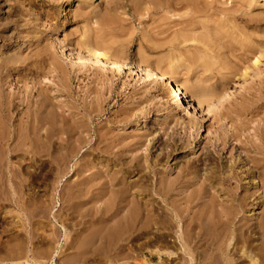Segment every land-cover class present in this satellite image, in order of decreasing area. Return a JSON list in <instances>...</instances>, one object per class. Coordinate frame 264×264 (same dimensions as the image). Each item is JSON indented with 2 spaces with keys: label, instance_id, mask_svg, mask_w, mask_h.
Masks as SVG:
<instances>
[{
  "label": "rangeland",
  "instance_id": "374dc122",
  "mask_svg": "<svg viewBox=\"0 0 264 264\" xmlns=\"http://www.w3.org/2000/svg\"><path fill=\"white\" fill-rule=\"evenodd\" d=\"M88 1L89 0H0V59L3 58L0 60V84L2 86V93L8 96V94H14V92L16 94L17 92L16 95H19V97L23 99L25 98L23 94H27L29 96V101L34 97L30 103L29 101L27 103V98L24 99L23 103H19L14 110L15 116H13L15 120L22 119L25 114L28 113V106H30L32 111L34 110L32 104H35V101L33 102V100L37 99L40 94L53 97L55 101L60 100L54 102L55 105L60 104L59 106L56 105V108H58L57 111H61L56 114V109H54V116H52V118L54 119L53 121H55L56 127L62 125L61 120L66 121L67 119L68 123L70 121L72 122L69 123L70 126L73 125L71 127H76L75 129H80L79 125L82 122L84 124L86 123L85 125H88L87 128L89 129H87V132H84L86 135L83 136V139H85L86 144L83 145L81 154L74 158L68 165L63 166L62 163H58L61 165L57 166L55 164L56 162H46L45 164L44 159L35 160L37 163L34 160L30 161L29 158L21 160L23 162L16 159L9 161V164L12 163L17 169L20 168L19 171L17 170V174L19 175L17 176L20 180L18 177L13 180H15L14 183L19 181V183L15 184L23 188L22 191L19 190V193L18 191L9 193H7L8 191H4L5 193L3 194V191H0V255L15 250L16 253L20 252L22 256L14 260L4 259L5 263L8 262V264L25 263L28 260L50 264L55 255L56 257L53 260L54 264H61V261L62 264H64L71 259L72 256L70 257V255L74 254L73 258L77 260L79 256L81 257V252H83V248L86 246H82V240L81 237H78V234L81 233L84 227V220L89 219L91 214L95 213L94 211L97 204L95 205L91 202L92 204L89 203L86 205L88 207H86L82 205L84 199H74L72 197L74 191L70 192L69 189L72 188L71 186H74L75 183L70 184V180L71 182H77V180L79 181L82 179V177L74 175V171L81 163L80 158L82 153L86 151V149L91 151V148L94 146L99 136L109 139L112 137L123 145L133 143L142 137V144L147 146V148L143 146L142 149H148L150 154L149 159L153 160L161 153L160 150L164 148L165 145L163 144L165 142H172L173 140L187 142L189 140L192 145L187 149L186 153H184L183 156L171 158L169 160L170 163L168 161V169H172L173 167V170L177 168V166L179 168L185 165L187 160L194 159L193 156L195 155V159L204 160L203 148L209 147L212 142L216 143L219 137H224L228 145L225 151L219 152V159L224 164L228 163L227 165H230L229 163L231 161L236 162V160H239L236 162L234 169L241 175L244 174L242 172H245L246 169L248 170L250 167V165L248 167L246 164L245 154H247V152L244 150V141L248 139V141L254 140L259 143L257 127L264 122V2H261V0H97L92 5L89 4ZM67 3H69V5H67ZM230 20L235 22L232 23ZM234 23H236V25ZM60 27H63V29L58 31ZM185 36H193L198 42L196 44H180L179 42ZM59 42L65 46L67 52L73 50L75 51L74 53L81 50L84 52L88 48H97V50L99 49V51L102 52L109 51L110 56L117 55L118 59L126 61L127 63H142L151 67H156L161 59H167L175 55V57H179L183 60L181 66L177 67L175 70L177 76H173L174 79L178 81L181 89L182 87L186 88L189 84L199 82L205 78V76L212 75L213 80L207 85H226V89L231 94V97L223 104H219L215 101L213 103V113L211 116L206 115V111L204 114H202L201 111H199V113L194 112L193 108H190L189 105L187 106V102L183 101L182 104L179 102L177 103L179 112L177 111V116L172 117L169 115L170 109L167 101L170 100L173 104L177 99H171L172 92H166L165 97L161 91L155 89L156 87L163 89L164 84L158 83V86H155L157 82H153L151 86L148 87L143 84V75L133 70L120 71V75L117 74V71H115V74H105V72L103 74V72H94L89 69L78 70L75 67H71V62L62 55L60 46L58 45ZM25 43L28 45L27 49H23L18 53L19 46ZM251 43H253V45ZM248 44H250L252 48L250 51L245 48ZM172 45H178L180 50H170ZM261 54L263 56L262 58H260ZM16 55H22L25 63H23L24 65H15L13 63V59ZM257 57H259V63L255 66L254 62ZM206 59L215 63L212 71L205 72V69H203L202 63ZM49 65L51 67H49ZM161 65L164 66V64ZM55 68L57 70L59 69V71L66 72V78L62 79L61 75L54 71ZM219 70L224 74V78L217 80L216 75H218ZM15 71L17 74H20V78H16L14 81L10 80L9 76ZM245 71H248L250 74L247 80L243 77ZM256 71H259V75L256 74ZM102 78H104L103 81ZM30 89L31 91H29ZM43 91H45V93H43ZM101 91L104 94L106 91L109 93L104 95ZM182 91L185 95L184 98L191 101L192 98L190 94L184 89H182ZM93 99H99L100 103H96L97 101L94 102L95 100ZM89 103H91V105H97H93L92 107ZM193 103L195 104L196 102ZM87 105L88 107H86ZM63 106H66L65 110ZM16 110L18 111V115ZM59 114L60 117L58 116ZM61 114L64 116L67 114V118H64ZM143 115H148L145 117L144 121H142ZM57 116L59 118H57ZM77 116L80 117H78V120L76 118ZM17 117H19V119ZM180 117L185 118L184 120L186 122L189 119L193 120V122H196L197 125L201 127L200 130L197 132L196 128H193L194 130L187 128L189 131L186 129L185 132L180 121L178 123ZM75 119L76 121H74ZM67 122H65L66 125ZM140 123L141 129L137 127ZM70 126L68 125L67 127L70 128ZM73 128H71V134L69 132L68 134L71 136L73 134L74 138L77 137L75 135L79 137V135H81L80 131L82 130L80 129V131L78 130L77 132V130ZM102 129L104 131H102ZM100 133L102 135H100ZM234 134L239 137L237 141L232 138ZM60 136L61 135H57L54 141H58V137ZM62 137L65 138L66 135H62ZM128 138L131 141L128 140ZM152 146H154V148ZM155 146H157V148ZM192 147L195 148L193 149ZM219 148L221 149L222 147ZM219 148L218 150L220 151ZM248 155L253 156L255 154L248 153ZM91 158L96 160L93 161V166H97V158L93 156H91ZM105 158H103V161L108 162V157ZM3 160L5 159L3 158ZM3 160H0V165L3 164V166H6L8 161ZM24 161H27V163H24ZM37 164L40 165L41 168H39L40 166ZM15 166H13V168ZM35 166L38 167L36 168ZM64 167L67 168V170ZM49 168L52 170H48ZM60 168L65 170L62 171L63 169L61 170ZM241 169H243V171ZM38 172L41 173V175H38ZM62 172H64V174ZM256 175L257 174H254V177L258 176ZM43 177L44 179L42 180ZM53 177L57 179H53ZM75 177L78 178L74 179ZM3 179L4 180L0 178V184L7 183V180L5 178ZM247 180L249 182L251 179H246L245 182H247ZM27 185H29V188ZM66 186H69V189ZM256 188L250 190V193H254L256 198L252 197L249 204H251L253 199L257 201L260 197L264 196L262 195L261 185L260 187L258 185ZM62 189L64 191H62ZM68 190V194L70 195L71 193L70 196L67 194ZM60 194L63 196H60ZM64 194L67 195V198ZM62 198L66 200V202ZM72 199L74 200L72 201ZM57 206L60 209H58ZM73 206L75 207L73 208ZM65 207H69L70 209H68L73 211L71 212ZM82 207L84 211L86 210V214H88L90 210V216L86 219L81 218V213H85ZM42 208L45 211H43ZM77 209L80 211L79 214L81 215L77 213ZM74 211L77 212L75 213ZM66 212L68 214H66ZM72 213L75 214L76 217L75 215L72 216ZM260 213L261 215L264 214V208L252 212L247 210L245 216L251 217L256 221ZM47 214H49V216ZM65 215L68 218L65 217ZM77 215L79 217H77ZM94 216L97 217L96 215ZM94 216L92 215L91 218L94 219ZM61 217L63 220L60 219ZM61 220L63 223H60ZM64 223L66 226H64ZM75 223H79L81 226L79 224L75 226ZM40 224L43 226H40ZM34 226L36 228H34ZM54 226L58 229H55ZM57 233L59 237L58 235L56 236ZM32 234L36 238L33 237ZM68 236L70 237L66 239ZM40 237L42 238L40 239ZM21 238L22 240H20ZM31 238L32 240L35 239V242L30 240ZM54 240L56 241L54 242ZM26 241H28L27 244H29H25L26 246L24 244L22 245V243H26ZM46 241L48 242L46 246L53 248L52 251L49 247L47 248L44 246L47 243ZM12 242L15 244L13 245ZM67 242L68 245L66 244ZM8 244L14 247L11 246L12 249L10 250L11 247H8ZM63 244L68 247L67 253L63 252L66 250ZM134 244L135 247H133ZM134 244L130 241L120 242L118 246L124 245L123 247L126 250L125 253L129 251L133 255L137 253L138 257H136L140 260L142 254L146 251L145 242L144 240H142V242L138 240L135 241ZM30 245H32V247ZM51 245H53V247H51ZM43 246L46 250L42 248ZM90 247H92V245H90L88 249L85 248V250H89ZM61 248H63V251ZM129 248L132 250H129ZM134 248L136 250L138 249V252ZM38 249L40 251H38ZM41 249L46 253H48L47 250L49 249L50 255L48 254L49 256H47V258L40 255L43 253ZM77 249L79 251H77ZM33 251L37 253L41 252L38 254L42 258L38 257L39 255L37 253L34 254ZM56 252H58V254H56ZM78 252L80 253L78 254ZM83 255L84 254H82V257H84ZM88 256H86V259L89 258L87 260L89 262L91 256ZM48 257L50 258L48 259ZM64 257H66V259ZM61 258L63 259L61 260ZM113 258L117 257L113 256L112 259ZM126 258L129 259V261ZM94 259L100 262V264H116V262L117 264H137L139 262V260L124 256L117 258V260L113 259L114 261L106 257L104 258V256H98ZM94 259L91 258V261H94ZM59 260L61 261L58 262ZM91 261L90 263L93 264V261ZM141 262L142 258L139 264ZM157 262L158 259H156L154 263Z\"/></svg>",
  "mask_w": 264,
  "mask_h": 264
},
{
  "label": "bare ground",
  "instance_id": "6f19581e",
  "mask_svg": "<svg viewBox=\"0 0 264 264\" xmlns=\"http://www.w3.org/2000/svg\"><path fill=\"white\" fill-rule=\"evenodd\" d=\"M95 1L97 0H89L88 3L93 5ZM261 2H264V0H261ZM67 5H69V3H67ZM230 21L232 23L235 22L233 20H230ZM234 24L236 25V23ZM62 29L63 27H60L58 31ZM197 42L198 40L195 37L185 36L184 38L181 39L179 43L185 45L186 43L196 44ZM251 44L253 45V43ZM58 45L60 46L62 55L68 61L71 62L70 63L71 67H75L78 70H82V69L88 70L89 69V70H93L94 72H103V74L104 72L105 74L106 73L115 74V71H117L118 72L117 74L119 75H120V71L133 70L136 73L143 75V84L147 85L148 87L151 86L153 82H157L155 83V86L156 85L158 86V83L164 84L163 89L161 88L159 89L157 87L155 89L161 91L165 97H166V92L167 93L172 92L171 99L173 100L177 99L176 101H174L173 104L170 102V100L167 101L169 103L168 106L170 109L169 115L172 117L177 116L176 113L177 111L179 112V107L177 105V103L179 102H181V104L183 103V101L187 102V106L189 105L190 108H193L194 112L199 113V111H201V113L204 114L206 111V115L211 116L213 113V108H212L213 103L215 101H217V103L219 104H223L227 101V99H229V97H231V94L226 89V85H222V86L207 85L211 80H213L212 75H210V76H205V78L202 77L203 79L200 80L199 82L189 84L188 86H186V88L182 87V89L186 90V92L190 94L192 99L191 101H188V99L184 98L185 95L182 89L180 88L178 81H176L173 77V76H177V73L175 72V70L177 67L181 66L183 60L180 59L179 57H175L174 53H173L174 57H170L167 59H161L159 63H157L156 67L155 66L151 67L149 65H144L142 63H127L126 61L118 59L117 55L110 56L109 51L102 52V51H99V49L97 50V48L90 49L87 47L88 49H86L85 47L86 51L83 52V50H81V51L74 53L75 52L74 50L67 52V50H65V46L62 45L60 42L58 43ZM27 46H28L27 43L19 46L18 53H20L23 49H27ZM245 48H247L248 51L252 49L250 47V44L246 45ZM170 50L179 51L180 48L178 45H172ZM262 57L263 56L261 54L260 58ZM13 63L15 65L23 64L24 61H23L22 55H16L15 58L13 59ZM258 63H259V57L256 58L254 65L257 66ZM161 64H164V66ZM214 64H215L214 62L210 61L209 59H206L202 63L204 67L203 69H205V72L212 71ZM49 67L51 66L49 65ZM54 71L60 74L62 79H65L67 76L66 72L61 71V70L59 71V69L57 70L55 68ZM256 72H257L256 74L259 75V71H256ZM52 73H53V70H52ZM248 76H250V74L248 73V71H245L243 74L244 79L247 80ZM216 77H217V80L224 78V74L221 73V70L218 71V75H216ZM16 78L17 79L20 78V74H17L16 71L13 72L9 76V79L13 81ZM103 79L104 78H102V81ZM9 88H10V85H9ZM11 91H12V87H11ZM29 91H31V89ZM107 91L105 92V94L110 92V90L109 92ZM43 93H45V91H43ZM16 94L14 92V94H8V96H5L2 93V86L0 84V160H3L4 158L6 161H8V164L6 166L5 165L3 166V164L0 165V176H1L0 178L2 180H4L3 178L7 180L6 184H0V191H3V194L6 191H8L7 193L16 192V191H18L19 193V190L22 191V188H23V187H18V184L17 185L15 184V183H19V181L14 183L15 180H13L19 176L17 172L20 170V168L17 169V167L11 163L13 166L16 167V168L14 167L15 168L14 169L13 166L9 164V161H12V159L21 161V160H24L25 158H29L30 161L44 159L45 164L46 162H56L55 164L57 166L61 165L58 163H62L63 166L68 165L74 158L78 157L81 154L82 147L83 145L86 144L85 139H83V136L86 135L84 132L85 131L87 132V129H88L87 128L88 125L86 126L85 125L86 123L84 124L83 122L79 125V128L82 131H80V129H75L76 127L75 128L71 127L73 125L70 126L69 123L71 121L68 120L70 121L68 123L67 119L66 121L61 120L62 125H58L56 127L54 123L55 121H53L54 119L52 118V116H54V109H56V114L57 112L60 113L61 111L59 110L57 111L58 108H56L57 107L56 105L58 104L55 105L54 102L60 101V100L55 101V98L53 97H50L47 95H40V94L37 97V99L33 100V102L35 101V104H32V106H34V110L32 111L30 106H28V113H26L22 119H19V117H17L19 120H15L14 110L16 109V107L19 105L20 102L23 103L24 99L26 98H27L26 99L27 103L29 101V96L27 94L22 93L23 96L25 97L24 99L20 98L19 95H16ZM32 98L34 99V97ZM192 101L196 102L197 104L196 103L194 104ZM94 102L100 103V100L97 99ZM89 104L91 105V103ZM93 105H97V104H93ZM93 105L91 106L93 107ZM66 106L65 107L63 106L64 108L63 107L62 108L65 110ZM86 107H88V105ZM16 112L18 115L17 110ZM67 114L65 116L63 114L61 115H63L64 118H67L66 117ZM58 116L60 117V114ZM58 116L57 118H59ZM79 116L76 117L77 120ZM147 116L143 115L142 121H144L145 117ZM184 119L185 118L180 117L178 120V123L180 121V124L183 126L182 128H184L185 132L187 128L189 129L196 128L197 132L200 130L201 127H199L196 122H193V120H190V119L186 122ZM74 121H76V119ZM65 122H67V125ZM68 125L70 126V128L67 127ZM137 127L141 129V123ZM71 128L77 130V132L78 130L81 132V135H79V137L78 135H75L78 137V138L75 137L77 139L73 137V134L72 136L68 134V132L70 133V131H72ZM257 128H258L257 136H258L259 143H257L254 140L248 141V139L244 141V144H245L244 150L247 152V154L244 153L246 155V164L248 165V167L250 165V167L249 168L247 167L248 170L245 168L246 171L244 170L245 172H242L244 173L243 175L238 174L237 173L238 171L236 172L234 169V167L236 166V162H238L239 160L238 161L236 160V162L231 161L229 163L230 165H227L228 163L224 164L219 159V152L225 151L228 145V142L224 139V137L222 138L219 137L216 143L212 142V144L209 147L203 148V152H204L203 154L205 156L204 160L195 159L196 157L195 155L193 156L194 159H191L189 161L187 160L185 165L181 164L182 166H180L179 168L177 166V168L173 170V167L172 169H168V166H167L168 161L171 158L183 156L184 153H186L187 149L190 148L192 145L189 140L187 142L182 141V140H179V141L173 140L172 142L164 141L165 142L163 144L165 145L164 148H161L160 150L161 153L153 160V159H149L150 154L148 152V149H146L147 146L146 145L144 146L142 144V140H143L142 137L139 139L136 138L137 140L134 141L133 143H128V144L123 145L121 142H119L118 140H114L112 137H110L111 139H109L106 137L101 138L99 136L94 146L92 148L90 147L91 151H89V149L88 150L86 149V151L82 153L81 158H80L81 163L79 167L78 168L76 167L77 169L74 171V175H77L78 177H82V179H80L79 181L77 180V182H71L70 180V184L75 183L74 186H71L72 188L70 189L68 188L69 186L68 187L66 186L70 190V192L74 191V193H72V197L74 199H77V198H78L77 200L84 199L82 201V205L86 206L89 203L90 204L93 203L95 205L97 204L95 211L93 210L95 213L93 212L94 214H91V217L92 215L93 216L96 215L97 217L94 216L95 217L94 219L89 217V219L84 220L85 221L83 222L84 227L81 230V233L78 234V237H81L82 246L84 247L86 246L85 248L87 249L90 245H92V247H90L89 250L86 249L87 251L85 250V248H83L84 250L83 252H81V257H82V254H84L83 255L84 257H82L83 259L79 256L80 260L79 258L77 260L73 258V255H74L73 254V255H70V257L72 256L71 259H69L68 262H65L67 260H65L66 257H64L65 258L64 264H87V263H90L91 258L94 259L95 257H98V256H104V258L106 257L108 259H112L113 256H116L117 258L124 256V257H130V259L132 258L134 260H139L137 259L138 257L137 253H134L135 255L131 254L130 251L128 253L127 252L125 253L126 250L123 247L124 245L118 246V243L120 242L130 241L132 242V244H134L135 241H138V240H141V242L142 240H144L145 247H146L145 248L146 251L144 249L145 252L142 254V257L140 256L142 258V262L140 264H264V214L261 215L260 213L259 218L256 221H254V219H252L251 217L245 216V213L247 210L252 212L254 210L264 208V196L260 197L257 201L256 199H253L251 204H249L252 197H255L254 193H250V190H252L254 187L256 188L258 185L260 187L261 185L262 187L261 189L263 192L262 195H264V122H262L261 125H259ZM102 131L104 130L102 129ZM101 133L100 135H102ZM57 135H61V136L58 137V141H54V138L57 137ZM62 135L64 136L66 135V137L64 138L62 137ZM232 138L237 141L239 137L236 134H234V136L232 135ZM128 140L130 139L128 138ZM143 146L146 147L145 148L146 150L142 149ZM152 147L154 148V146ZM155 147L157 148V146ZM219 147H222V148L220 149ZM192 148L194 149L195 147H192ZM218 148L220 149V151L218 150ZM158 149H159V146H158ZM248 153H254L256 156L255 155L249 156ZM91 156H93L94 158H97V166H93V161H96V160L92 159ZM105 157H108V162L103 161L104 160L103 158ZM27 161H24V163L25 162L27 163ZM39 168H41V166ZM60 169L62 170L63 168H60ZM65 169L67 170V168ZM65 169H63L62 171H64ZM48 170L51 171L52 169L49 168ZM241 170L243 171V169ZM39 172H38V175L39 174L41 175V173ZM21 173H22V170H21ZM62 173L64 174V172ZM254 174H257L258 176L256 175L257 177H254ZM55 178L53 177V179ZM77 178L75 177L74 179H77ZM43 179L44 177L42 178V180ZM246 179H251V180H249V182L248 180L247 182H245ZM28 184H31V183H28ZM28 186L29 185H27V187ZM63 189L62 191H64ZM69 190L67 191V194ZM65 194L64 196H66L67 198V195ZM61 195L62 194H60V196ZM74 199H72V201ZM64 201L66 202V200ZM37 205H40V204H37ZM85 206L83 207L84 208L88 207V206L86 207ZM74 207L75 206H73V208ZM83 207L82 209L84 211ZM65 208L68 209L69 207H65ZM69 211L72 212L73 210H69ZM79 212L80 211H78L77 213L79 214ZM84 212L85 213L83 212L81 213L82 219H86L88 216H90L89 215L90 210L88 211V214H86V210ZM66 214L68 213L66 212ZM47 215L49 216V214ZM74 215L75 214L72 213V216ZM65 217L67 216L65 215ZM77 217L79 216L77 215ZM60 219L63 220L62 217ZM62 220L60 221V223L62 222ZM76 224L77 223H75V226ZM37 226H38V221H37ZM40 226H43V225L40 224ZM64 226H66L65 223H64ZM54 227L55 229H58L56 226ZM34 228L36 227L34 226ZM57 235L58 233L56 234V236ZM70 236H68L66 239H68ZM29 237H30V233H29ZM41 238L42 237H40V239ZM20 240H22V238ZM30 240H32V238ZM34 240L35 239H33L32 241ZM55 241L56 240H54V242ZM14 242H12L13 245L17 242V240L15 243ZM27 242L28 241H26V243H22V245L27 244ZM6 243L5 245L7 247ZM47 244L48 242L44 246H46ZM66 244L68 245V242ZM13 245L11 246L14 247ZM11 246L8 244V247H11ZM30 246L32 247V245ZM44 246L42 248H44ZM125 246H128V245H125ZM12 247L10 248V250L12 249ZM51 247H53V245H51ZM63 247H65L66 250L63 251V248H61V250L63 252H66L68 247H66V245H64ZM133 247H135V244ZM5 249L8 250L7 248ZM52 249L53 248H50L51 251ZM74 249H71V250H74ZM138 249L137 250L135 249V250L138 252ZM44 250L46 249L44 248ZM129 250H132V249L129 248ZM38 251L40 250L38 249ZM47 251L48 253H46L43 250L41 251L43 253L41 252H38V253L39 254L41 253L40 255H43L47 258V256L50 255L49 249ZM77 251L79 250L77 249ZM139 251H142V250H139ZM33 252L34 254L37 253L36 251H33ZM79 253L80 252H78V254ZM56 254H58V252H56ZM40 255L38 257H40ZM88 255H90L91 257ZM20 256H21L20 252L16 253L15 250H11L8 253L0 255V260H1L0 264H8V262L5 263L4 259L14 260V259H18ZM86 256L90 257L89 262L87 261L89 258L86 259L87 258ZM55 257L56 255L54 256V258ZM36 258H37V255H36ZM49 258L50 257H48V259ZM54 258L52 259L50 264H54V261H53ZM117 258H113V259L117 260ZM62 259L63 258H61V260ZM156 259H158V262L154 263ZM61 260H59L58 262H60ZM127 260L129 261V259ZM94 261H93V264L98 262L96 260L94 263ZM139 262L137 264H139ZM98 263L100 264V262ZM18 264H47V263L28 260L25 263L19 262ZM61 264H62V261H61Z\"/></svg>",
  "mask_w": 264,
  "mask_h": 264
}]
</instances>
